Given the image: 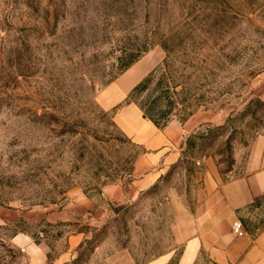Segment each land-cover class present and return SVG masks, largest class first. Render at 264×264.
I'll use <instances>...</instances> for the list:
<instances>
[{
    "label": "rangeland",
    "instance_id": "374dc122",
    "mask_svg": "<svg viewBox=\"0 0 264 264\" xmlns=\"http://www.w3.org/2000/svg\"><path fill=\"white\" fill-rule=\"evenodd\" d=\"M172 31L193 37L191 55L178 51L174 65L181 82L205 94L198 111L213 117L191 134L205 138L184 147V165L138 200L102 204L105 186L132 182L145 151L114 122L125 101L106 110L100 95L122 75L118 87L131 93L166 59L157 43ZM145 41L152 49L121 74L118 60L129 61ZM256 99L264 101V0H0V264H30L12 242L24 232L55 257L66 228L15 219L39 208L60 212L81 195L107 214L70 229L90 237L70 264H90L105 242L110 251L129 250L138 264L169 253L176 264L181 250L167 198L184 189V169L200 180L205 169L197 163L206 159L223 182L245 172L249 145L264 135V108H252L253 120L241 117ZM241 221L254 235L264 228V195Z\"/></svg>",
    "mask_w": 264,
    "mask_h": 264
},
{
    "label": "crops",
    "instance_id": "0c3cea01",
    "mask_svg": "<svg viewBox=\"0 0 264 264\" xmlns=\"http://www.w3.org/2000/svg\"><path fill=\"white\" fill-rule=\"evenodd\" d=\"M122 77L102 91L100 102L104 109L112 110L130 94V89L122 91L118 87ZM212 117V113L198 111L185 123L174 120L159 129L144 117L138 105L132 103L120 108L114 115L115 124L145 152L135 162L132 182L105 186L100 202L136 201L164 181L175 168L184 165L186 137ZM248 148L245 172L226 182L221 181L218 168L210 159L197 163L200 171L205 169L200 180L199 172L190 176L187 169L183 170L184 189L167 198L174 247L181 250L176 264H264V228L255 235L245 228L240 233L234 230V225L242 222V213L264 195V135H258ZM190 177L193 181L188 186ZM106 214L100 203L85 195L67 203L60 212L50 214L39 208L20 214L15 220L37 225L45 222L68 230L65 238L56 240L63 247L53 258H50L53 248L36 242L26 232L16 234L12 242L29 255L30 264H70L90 239L88 233L70 229L81 221H98ZM109 245L105 242L96 248L90 264H138L129 250L110 251ZM173 256V253L165 254L145 264H171Z\"/></svg>",
    "mask_w": 264,
    "mask_h": 264
},
{
    "label": "trees",
    "instance_id": "16d2710c",
    "mask_svg": "<svg viewBox=\"0 0 264 264\" xmlns=\"http://www.w3.org/2000/svg\"><path fill=\"white\" fill-rule=\"evenodd\" d=\"M187 35V38H184L180 36V33L178 34L177 31H174L169 37H161V43L157 44H159L165 51L166 59L161 66L156 68L140 84H138L125 100V104L133 103L138 105L144 117L159 129L166 128L174 120H179L180 122L185 123L191 116L198 112L200 108L206 107V104L203 102L205 94L193 93L192 88L189 87L187 82H181L180 78L183 76H179L174 65V60L177 59L176 54L178 51L182 50L186 57H189L193 52L191 49L193 44V39L191 38L193 37L191 34ZM188 43L190 44L189 49L186 48ZM153 45V41H145V43L137 50L136 54H129V61L123 62V59L118 60V65L121 67V74L147 54L152 49ZM190 77L191 75L186 79L190 80ZM252 108H264V101H261L260 99L251 101L249 107L241 114V117H245L249 114L253 120L255 111ZM226 120L227 124L233 122L234 119H232L230 115ZM204 127L210 128L211 125L208 123L204 125ZM221 129H225V125L222 126ZM232 130L233 132L237 131L236 128ZM213 131L214 129H208L207 135H210ZM231 135L228 140H230ZM204 138L203 135H191L184 142V147L186 149H191L196 146V139L202 140ZM95 248H97V246H95Z\"/></svg>",
    "mask_w": 264,
    "mask_h": 264
},
{
    "label": "built area",
    "instance_id": "2783aa9c",
    "mask_svg": "<svg viewBox=\"0 0 264 264\" xmlns=\"http://www.w3.org/2000/svg\"><path fill=\"white\" fill-rule=\"evenodd\" d=\"M242 224L241 223H236L235 225H234V230H235V232H237V233H240L241 231H242Z\"/></svg>",
    "mask_w": 264,
    "mask_h": 264
}]
</instances>
